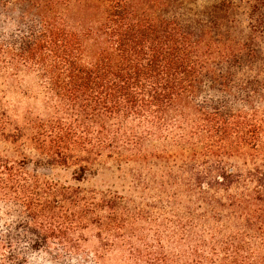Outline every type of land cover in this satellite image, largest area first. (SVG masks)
Returning a JSON list of instances; mask_svg holds the SVG:
<instances>
[{
  "label": "trees",
  "instance_id": "trees-1",
  "mask_svg": "<svg viewBox=\"0 0 264 264\" xmlns=\"http://www.w3.org/2000/svg\"><path fill=\"white\" fill-rule=\"evenodd\" d=\"M183 1L0 0L20 12L0 69L34 76L52 111L0 118L34 156L0 157V264H264L259 49ZM108 168L122 190L87 187Z\"/></svg>",
  "mask_w": 264,
  "mask_h": 264
},
{
  "label": "rangeland",
  "instance_id": "rangeland-1",
  "mask_svg": "<svg viewBox=\"0 0 264 264\" xmlns=\"http://www.w3.org/2000/svg\"><path fill=\"white\" fill-rule=\"evenodd\" d=\"M231 1L232 6L221 5L219 0H186L182 2V11L189 18L202 21H208L215 16L228 15L233 21L229 26L235 37L248 36L256 40L259 58L251 72L260 73L264 69V0ZM87 12L81 14L84 19L94 13V11ZM19 15V10L15 9L9 17L0 18V35L8 36L15 31L14 23H17ZM4 74L0 69V118L10 125L9 130L25 127L37 117L45 120L51 116L52 111L49 110V105L45 104V98L40 94L42 89L34 76L23 73L18 77H6ZM1 140L0 137L1 158L12 162H21L25 159L29 164L28 160L34 157L32 150L25 148L23 143L11 145ZM31 167L32 165H29V168ZM119 177L118 173L108 168L89 176L85 184L87 187H97L102 190L110 188L122 190L123 181ZM57 178L70 181L71 175L59 172ZM8 221L7 211L0 205V232ZM21 249L23 250V246ZM31 264H54V262L39 254L31 261Z\"/></svg>",
  "mask_w": 264,
  "mask_h": 264
}]
</instances>
